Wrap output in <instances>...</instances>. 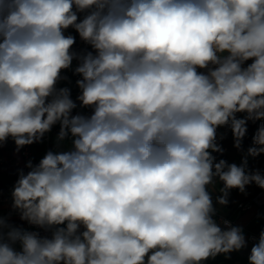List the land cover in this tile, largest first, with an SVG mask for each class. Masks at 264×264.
Segmentation results:
<instances>
[{
    "label": "clouds",
    "instance_id": "9594fccd",
    "mask_svg": "<svg viewBox=\"0 0 264 264\" xmlns=\"http://www.w3.org/2000/svg\"><path fill=\"white\" fill-rule=\"evenodd\" d=\"M54 127L0 207V264H264V227L221 214L264 191V0H0V149Z\"/></svg>",
    "mask_w": 264,
    "mask_h": 264
},
{
    "label": "crops",
    "instance_id": "0c3cea01",
    "mask_svg": "<svg viewBox=\"0 0 264 264\" xmlns=\"http://www.w3.org/2000/svg\"><path fill=\"white\" fill-rule=\"evenodd\" d=\"M66 75L69 77L71 83H64L63 86H68L72 90V96L78 94V89L75 86L76 76L72 75L71 71H67ZM257 125H249V133L248 137H246L244 141V148H247L251 145V137L256 130ZM58 127H55L51 132L50 143L48 150L53 147V141L55 139L56 134L58 133ZM223 147L226 149L224 157L230 163L234 162L240 164L241 162V153L238 152L232 146L231 136L229 135L228 139L222 142ZM46 152V149L41 144H35L31 148V154L37 162L41 159ZM249 168L254 169L257 167H261L264 165V156L252 158L249 157ZM0 191H2L3 195L1 198L10 197V182L13 178L17 177L16 169L23 168L24 162L21 160L20 153H15V145L9 140L7 145H5L2 149H0ZM15 162L18 164L16 165ZM26 170V169H25ZM249 195L244 197L237 190H232L229 196L230 204L227 208L222 209L221 214L226 218H229L233 221V224H241L244 226L246 234L255 233L258 235L261 227H264V221L258 220L257 215L260 213H264V209L260 207H252L247 211H239L236 208L237 203L239 202H247L249 201L253 195L255 194V185H252L248 188ZM218 195V193H214V196ZM10 200L8 201H0V207H2L3 211L6 213L8 211V205ZM219 208L220 206L217 205ZM248 255V251L245 250L241 253H233L231 260H225L223 256H219L216 260H211L208 264H246V257Z\"/></svg>",
    "mask_w": 264,
    "mask_h": 264
},
{
    "label": "built area",
    "instance_id": "2783aa9c",
    "mask_svg": "<svg viewBox=\"0 0 264 264\" xmlns=\"http://www.w3.org/2000/svg\"><path fill=\"white\" fill-rule=\"evenodd\" d=\"M71 31V30H70ZM73 35H77L75 34L74 32L72 33ZM82 47V45L80 44V41H79V38H78V35H77V48H80ZM66 74V73H65ZM78 79V77L76 78ZM77 94H75L73 96V98L76 97ZM257 127V126H256ZM55 128V127H54ZM53 128V130H54ZM52 130V131H53ZM50 136H51V133L49 134H46L45 138H44V142L41 143V145L46 149V151L48 150V147H49V143H50ZM35 145V144H34ZM33 145L31 146H27L25 147L24 149L21 150L20 152V156H21V160L24 162V164L26 163L27 160L29 159H32L34 163H38L37 160H35L31 154V148H32ZM245 151L247 150V148H244ZM1 161V160H0ZM15 164L17 165L18 163L15 162ZM259 168L262 172H264V165L261 166V167H257ZM256 169V168H254ZM18 177H15L11 180L10 182V186L12 188L13 184L15 183V180L17 179ZM9 201V199L7 198H1L0 197V201ZM260 207V208H263L264 209V191H261L259 188H257L255 186V194L253 195V197L247 201V202H239L237 203L236 205V208L239 210V211H247L249 209H251L252 207ZM229 219V218H227ZM230 220V219H229ZM232 221V220H231ZM233 223V221H232ZM248 236H258L256 235L255 233H248Z\"/></svg>",
    "mask_w": 264,
    "mask_h": 264
}]
</instances>
